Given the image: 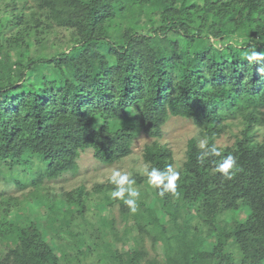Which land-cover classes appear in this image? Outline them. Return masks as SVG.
<instances>
[{
	"label": "trees",
	"instance_id": "trees-1",
	"mask_svg": "<svg viewBox=\"0 0 264 264\" xmlns=\"http://www.w3.org/2000/svg\"><path fill=\"white\" fill-rule=\"evenodd\" d=\"M171 117L199 129L175 179ZM260 124L264 0H0V177L32 188L0 198V264H264ZM141 134L152 176L45 184Z\"/></svg>",
	"mask_w": 264,
	"mask_h": 264
},
{
	"label": "rangeland",
	"instance_id": "rangeland-1",
	"mask_svg": "<svg viewBox=\"0 0 264 264\" xmlns=\"http://www.w3.org/2000/svg\"><path fill=\"white\" fill-rule=\"evenodd\" d=\"M256 138L261 141L264 138V124L256 126ZM235 131H239L235 129ZM199 129L191 119L183 117H171L163 126V136L160 141L166 143L174 152V171L173 179L178 175L179 169L182 166L185 158L187 145L190 138L198 136ZM154 139L146 134H141L136 138L133 144L132 154L124 160L115 164H103L95 158L94 150L88 149L82 152L79 158V170L77 173H66L57 179L45 181L54 193H61L63 191H70L82 184H85L88 190H92L98 182L107 181L109 178H116L125 180L132 177L136 172L143 176L150 177L153 174L148 168V164L143 160V152L146 144L152 142ZM235 141L233 133H226L223 135L219 144L221 146L232 145ZM32 190L31 187L21 189L14 180L0 177V198L2 195H19L26 194ZM248 213V210H245ZM112 213L115 214L117 225L119 229L122 228L121 218L118 209H114ZM117 231V230H116ZM119 233V232H118ZM147 245L152 255L155 252L151 248V242ZM119 247L122 243L119 241ZM131 258L130 252L122 251L119 257H116L118 264H127Z\"/></svg>",
	"mask_w": 264,
	"mask_h": 264
}]
</instances>
